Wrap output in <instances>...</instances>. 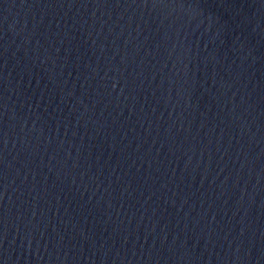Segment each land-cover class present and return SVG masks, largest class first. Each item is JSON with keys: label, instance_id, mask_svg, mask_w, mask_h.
Wrapping results in <instances>:
<instances>
[{"label": "water", "instance_id": "obj_1", "mask_svg": "<svg viewBox=\"0 0 264 264\" xmlns=\"http://www.w3.org/2000/svg\"><path fill=\"white\" fill-rule=\"evenodd\" d=\"M0 264H264V0H0Z\"/></svg>", "mask_w": 264, "mask_h": 264}]
</instances>
